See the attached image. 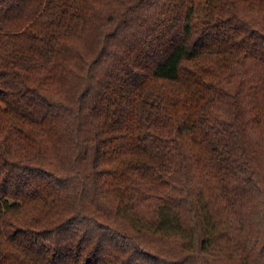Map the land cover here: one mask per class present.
Instances as JSON below:
<instances>
[{
  "label": "trees",
  "instance_id": "obj_1",
  "mask_svg": "<svg viewBox=\"0 0 264 264\" xmlns=\"http://www.w3.org/2000/svg\"><path fill=\"white\" fill-rule=\"evenodd\" d=\"M0 264H264V0H0Z\"/></svg>",
  "mask_w": 264,
  "mask_h": 264
}]
</instances>
